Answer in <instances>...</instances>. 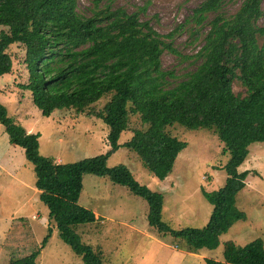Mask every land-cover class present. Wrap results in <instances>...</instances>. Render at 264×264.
Wrapping results in <instances>:
<instances>
[{"label":"trees","instance_id":"trees-1","mask_svg":"<svg viewBox=\"0 0 264 264\" xmlns=\"http://www.w3.org/2000/svg\"><path fill=\"white\" fill-rule=\"evenodd\" d=\"M235 1L204 0L192 10L187 22L197 32L208 30L203 46L189 57L200 63L170 85L174 75L162 69L161 56L166 51L179 56L171 45L175 32L160 35L150 21H143L146 7L129 13L112 8L113 0H93L85 14L77 9V0H0V27L7 28L0 32V78L12 74L10 50L21 45L28 74L23 88L44 118L64 109L82 114L105 101L99 110L87 113L108 128L110 152L72 163L42 155L40 135L17 125L0 101V126L34 165L35 187L48 207L49 222L83 264H103L102 254L76 234L78 226L99 220L78 203L86 174L107 177L145 200L148 226L158 235H171L178 247L191 253L216 250L234 224L247 220L238 209L237 196L251 174L240 171L251 146L264 143V0H242L227 15L226 7ZM234 84L244 93L235 92ZM134 115L143 128L119 145ZM174 125L189 131L216 130L225 146L223 154L229 157L225 185L204 191L213 206L204 229L173 230L161 218V193L137 181L127 166L107 165L112 152L124 147L154 176L165 179L187 147L167 131ZM19 222L26 223L23 218ZM48 231L37 251L14 257L10 264H40L41 252L55 234L51 227ZM205 264H264V241L258 238L245 246L226 242L223 261L206 259Z\"/></svg>","mask_w":264,"mask_h":264},{"label":"rangeland","instance_id":"rangeland-1","mask_svg":"<svg viewBox=\"0 0 264 264\" xmlns=\"http://www.w3.org/2000/svg\"><path fill=\"white\" fill-rule=\"evenodd\" d=\"M204 0H113L112 8H124L133 13L146 7L141 19L150 21L160 35L175 32L172 47L179 56L164 52L161 67L172 72L170 85L185 79L200 61L193 58L203 46L207 27L195 31L187 22L192 10ZM242 0L229 4L225 11L233 14ZM103 1L100 4L102 7ZM93 0H77V9L89 14ZM183 28H180L182 27ZM7 28L0 27V32ZM197 33H195V32ZM169 42V41H167ZM264 43V39L260 40ZM12 74L0 78V101L8 108L10 118L26 132L40 135V152L54 157L60 163L105 155L111 147L107 141L108 128L88 111L99 110L105 101L91 110L79 114L75 110H57L51 118H44L24 90L26 72L25 48L14 45ZM234 91L245 89L234 84ZM137 116H132L129 130L122 133L119 145L142 129ZM171 136L187 144L177 159L171 173L163 180L154 176L131 150L119 147L107 160L108 166L125 165L137 181L150 190L163 195L162 221L175 231L204 229L213 210L204 191L220 190L226 183L224 171L229 157L223 154L224 144L216 130H185L179 125L167 129ZM241 172L250 171L246 187L237 196L238 209L247 216L220 238L216 250L203 249L191 253L171 235H158L147 224V204L125 186L111 182L107 177L86 174L78 203L92 211L99 220L94 225L78 226L76 234L81 242L102 254L103 264H205L206 259L223 261L226 242L245 246L260 238L264 241V143L251 146L250 155ZM36 173L34 165L24 155L22 148L10 143L5 129L0 126V264H10L12 258L24 257L37 251L48 235L49 227L55 234L42 250L40 264H83L72 249L59 237L56 226L49 222L48 207L35 197ZM35 197V198H34ZM32 200L29 205L25 200ZM26 223L19 222L20 218ZM35 216L36 219H32ZM13 222V223H11ZM11 223V224H10Z\"/></svg>","mask_w":264,"mask_h":264},{"label":"crops","instance_id":"crops-1","mask_svg":"<svg viewBox=\"0 0 264 264\" xmlns=\"http://www.w3.org/2000/svg\"><path fill=\"white\" fill-rule=\"evenodd\" d=\"M34 191H35V194H34L35 197H38V194H40V191H39L36 187H35V190H34ZM35 197H34V198H35ZM27 201H28V199L25 200V202H27ZM30 203H32V200H29L27 204L29 205ZM13 217H15V219H16V218H20V219L22 218V217H19V213H18L16 216H12V218H13ZM32 219H36V217L33 216Z\"/></svg>","mask_w":264,"mask_h":264}]
</instances>
